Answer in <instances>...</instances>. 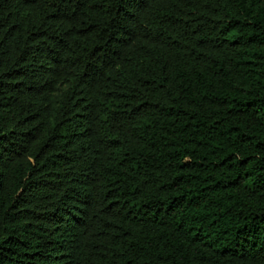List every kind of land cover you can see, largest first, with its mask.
Wrapping results in <instances>:
<instances>
[{"label": "trees", "instance_id": "16d2710c", "mask_svg": "<svg viewBox=\"0 0 264 264\" xmlns=\"http://www.w3.org/2000/svg\"><path fill=\"white\" fill-rule=\"evenodd\" d=\"M0 264H264V0H0Z\"/></svg>", "mask_w": 264, "mask_h": 264}]
</instances>
